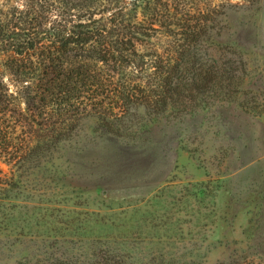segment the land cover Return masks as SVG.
Returning a JSON list of instances; mask_svg holds the SVG:
<instances>
[{
    "label": "rangeland",
    "instance_id": "rangeland-1",
    "mask_svg": "<svg viewBox=\"0 0 264 264\" xmlns=\"http://www.w3.org/2000/svg\"><path fill=\"white\" fill-rule=\"evenodd\" d=\"M199 1L237 31L256 112L217 101L142 151L86 118L26 164L0 157V264H264V0Z\"/></svg>",
    "mask_w": 264,
    "mask_h": 264
},
{
    "label": "trees",
    "instance_id": "trees-1",
    "mask_svg": "<svg viewBox=\"0 0 264 264\" xmlns=\"http://www.w3.org/2000/svg\"><path fill=\"white\" fill-rule=\"evenodd\" d=\"M199 2L0 0V157L26 164L86 118L142 151L157 123L217 101L248 94L255 113L237 31L223 38L222 9Z\"/></svg>",
    "mask_w": 264,
    "mask_h": 264
}]
</instances>
